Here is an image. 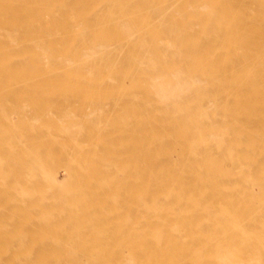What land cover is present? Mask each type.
<instances>
[{"label":"bare ground","instance_id":"obj_1","mask_svg":"<svg viewBox=\"0 0 264 264\" xmlns=\"http://www.w3.org/2000/svg\"><path fill=\"white\" fill-rule=\"evenodd\" d=\"M0 264H264V0H0Z\"/></svg>","mask_w":264,"mask_h":264}]
</instances>
